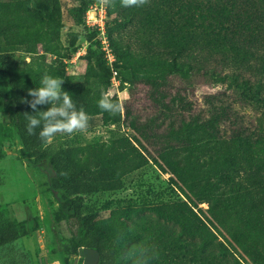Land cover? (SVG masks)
<instances>
[{"label": "trees", "instance_id": "1", "mask_svg": "<svg viewBox=\"0 0 264 264\" xmlns=\"http://www.w3.org/2000/svg\"><path fill=\"white\" fill-rule=\"evenodd\" d=\"M75 1L68 16L81 26L92 1ZM170 1L149 0L143 6L129 7L122 6L121 0L106 4L104 30L119 89L127 85L131 95L138 84L146 86L155 110L141 119L131 115L128 107L124 114L122 110L112 114L99 106L102 95L120 102L116 95H107L112 68L100 51L101 44H93L92 37L86 36L90 47L80 57L86 64L81 80H67L65 64L74 57L78 35L71 34L67 46L63 45L60 0H0V111H11L26 158L47 164L49 185L62 193V207L77 228L76 246L96 250L99 264H179L186 259L185 264H198L207 261L206 255L226 264H245L247 260L264 264L260 251L264 250V84L239 73L207 69L196 62L192 51L184 56L175 49L135 53L114 37L138 14L151 27L170 23L168 11L163 9ZM16 52L23 54L21 61ZM45 73L64 80L62 90L72 96L78 109L83 106L88 117H100L105 127L125 126L130 135L58 151L38 138L39 128L37 135H29L24 114L34 113L23 101L31 99L28 91L41 86ZM193 78L225 85L222 92L202 98L205 108L201 111L191 109L180 91H171L174 82L186 84ZM236 105L261 110L256 127L247 125ZM150 162L169 176L182 199L120 203L103 220L93 211L85 212V195L121 188L124 176ZM203 204L207 206L204 210L199 207ZM148 215L170 231V227L178 231L159 229L153 235L144 222ZM220 229L234 243L235 254L219 240ZM161 238L166 241L159 243L162 248L156 259L151 240ZM180 238L191 243L192 251L176 245ZM18 239L15 224L0 226V249Z\"/></svg>", "mask_w": 264, "mask_h": 264}, {"label": "rangeland", "instance_id": "2", "mask_svg": "<svg viewBox=\"0 0 264 264\" xmlns=\"http://www.w3.org/2000/svg\"><path fill=\"white\" fill-rule=\"evenodd\" d=\"M91 1L92 4L88 7V10L92 8L89 10L88 28L85 24L88 10L83 25L76 26L69 18L68 10L77 2L60 0L64 24L61 34L63 45L67 46L71 34L78 35L75 44L78 47L72 49L74 57L65 64L67 80H81L86 64L80 57L84 55L86 48L90 47L86 36L92 37L93 44H101L103 39L96 23H101L105 28L106 8L102 9V0ZM158 6L161 5L158 3ZM163 9L168 11L171 19L165 26L157 27L154 24V27H151L148 21L143 20L142 14H138L133 23L114 37L122 44L128 45L135 53L144 54L148 49L161 52L175 49L181 50L184 56L188 51H192L196 62L203 63L207 69H214L222 74L239 73L251 81H261L264 84V0H171L169 6L163 5ZM75 51H79V57ZM100 51H103L102 47ZM16 55L21 61L23 54L16 52ZM25 61H29V58ZM173 85L172 93L180 91L183 99H186L195 111L204 110L202 98L205 95L222 92L225 88L224 84L213 85L201 78H193L186 84L176 81ZM127 88V85L122 90L118 88V94L114 87L108 91L110 97L117 96L122 113L124 114L125 107H128L131 115L141 119L152 115L155 110L148 96V88L138 84L131 95ZM225 99L230 101L228 96ZM235 107L245 115L247 125L256 127L257 119L262 114L261 110L249 106ZM127 135H130V132L125 126L105 127L100 117H89L85 130L71 134L58 133L48 146L51 150L58 151L68 147L102 143ZM46 167L45 162L26 158L12 122L11 111L1 110L0 226L9 222L15 224L19 239L0 249V264H83L74 240L77 228L73 221L67 218L69 213L62 207V193L49 185ZM121 182V188L100 189L85 195V212L93 211L99 220H103L108 217L110 209L120 203H156L183 198L173 189L169 176L163 174L151 162L124 176ZM199 207L203 210L207 208L205 204ZM144 222L150 226L153 235H157L159 229L164 233L175 234L178 231L176 227H170V231L152 215H148ZM221 232L219 240L235 254L234 243L223 230ZM165 241L162 238L157 242L151 240V251L156 259H159L158 251L162 248L158 245ZM176 245L186 246L192 251V245L187 239L180 238ZM260 251L264 255V250ZM180 253L183 254L184 250L181 249ZM189 257L187 255V258ZM205 257L207 261L200 260L197 261L198 264H226L214 261L209 255ZM185 261L188 263L187 259ZM185 261L179 264H185ZM244 263L251 264L249 260Z\"/></svg>", "mask_w": 264, "mask_h": 264}, {"label": "clouds", "instance_id": "3", "mask_svg": "<svg viewBox=\"0 0 264 264\" xmlns=\"http://www.w3.org/2000/svg\"><path fill=\"white\" fill-rule=\"evenodd\" d=\"M105 4H112L114 0H102ZM149 0H121L122 6H143ZM64 80L45 73L41 79V86L30 89L27 93L30 100L27 103L34 114L25 113L28 121L26 131L29 135H37L44 143H50L58 133L71 134L75 131H83L88 125V115L81 106L79 109L73 102L72 96L62 90ZM99 106L112 114L119 112L120 105L102 95ZM42 106H49L47 110H41Z\"/></svg>", "mask_w": 264, "mask_h": 264}, {"label": "built area", "instance_id": "4", "mask_svg": "<svg viewBox=\"0 0 264 264\" xmlns=\"http://www.w3.org/2000/svg\"><path fill=\"white\" fill-rule=\"evenodd\" d=\"M102 9L105 7L106 8V4L102 2ZM90 11L92 10V8L90 7L89 9ZM87 11L86 13V16H85V24L86 26L89 28V19H90V16H89V12L90 11ZM98 25V28H99V31H100V34L102 36V40H101V47H102V50L104 52V58L106 59L107 61V64L112 68V63L114 62V56L109 48V44H108V41L105 37V30H104V25H101V23H96ZM79 51L76 52V55L79 57ZM85 54V53H84ZM111 87L115 88L116 89V94H118V88L120 86V81H119V77H118V74H117V71L114 70L112 68V75H111ZM108 95V94H107Z\"/></svg>", "mask_w": 264, "mask_h": 264}, {"label": "water", "instance_id": "5", "mask_svg": "<svg viewBox=\"0 0 264 264\" xmlns=\"http://www.w3.org/2000/svg\"><path fill=\"white\" fill-rule=\"evenodd\" d=\"M78 256L83 259V264H99L100 254L90 248H79Z\"/></svg>", "mask_w": 264, "mask_h": 264}]
</instances>
